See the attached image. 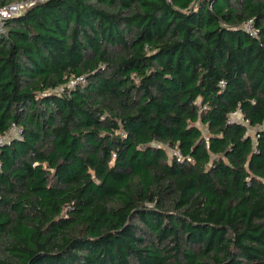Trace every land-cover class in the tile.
<instances>
[{"label":"trees","instance_id":"16d2710c","mask_svg":"<svg viewBox=\"0 0 264 264\" xmlns=\"http://www.w3.org/2000/svg\"><path fill=\"white\" fill-rule=\"evenodd\" d=\"M0 139V264H264V0H37Z\"/></svg>","mask_w":264,"mask_h":264},{"label":"built area","instance_id":"2783aa9c","mask_svg":"<svg viewBox=\"0 0 264 264\" xmlns=\"http://www.w3.org/2000/svg\"><path fill=\"white\" fill-rule=\"evenodd\" d=\"M37 0H16L12 1L2 7H0V30L2 29L4 22L6 20L12 19L20 14H22L24 11H26L28 8L32 7ZM246 30L250 31V33L254 34V31L249 28V26H246ZM73 85V83H72ZM230 120L233 121H242L241 120V113L239 110H236L229 114ZM3 142L2 139H0V144ZM178 157H180L179 154H176Z\"/></svg>","mask_w":264,"mask_h":264},{"label":"rangeland","instance_id":"374dc122","mask_svg":"<svg viewBox=\"0 0 264 264\" xmlns=\"http://www.w3.org/2000/svg\"><path fill=\"white\" fill-rule=\"evenodd\" d=\"M248 132H249L250 135H253L254 130L253 129H248Z\"/></svg>","mask_w":264,"mask_h":264}]
</instances>
